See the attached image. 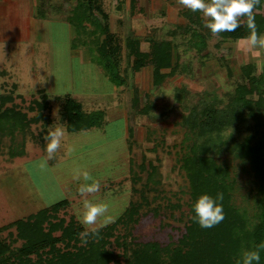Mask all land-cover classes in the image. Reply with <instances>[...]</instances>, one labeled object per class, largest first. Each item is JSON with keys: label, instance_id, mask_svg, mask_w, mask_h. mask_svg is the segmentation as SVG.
I'll return each instance as SVG.
<instances>
[{"label": "rangeland", "instance_id": "1", "mask_svg": "<svg viewBox=\"0 0 264 264\" xmlns=\"http://www.w3.org/2000/svg\"><path fill=\"white\" fill-rule=\"evenodd\" d=\"M55 1L52 10L44 13L45 18L39 15L30 21L26 45H16L6 55L0 54V67L1 62L7 63L0 69V93L13 95L12 101L4 102L0 109L11 107L17 115L24 116H16L19 128L0 126L2 264H10L14 256H24L15 221L63 199L68 204L55 214L61 220L72 218L87 231L113 224L105 246L114 258L107 256L109 264H126L131 245L174 246L188 222L189 182L180 159L191 144L208 147L216 161L227 166V180L232 182L228 202L236 210L245 211L238 214L252 225L264 228L260 178L246 160L227 148L231 140L252 131L251 120H242L243 114L232 99L235 86L243 82V66L248 65L257 79L264 77V34L256 37L255 43L251 37L221 40L213 35L206 40L204 49H198L189 36L179 35L177 26L185 23L182 14L187 9L179 0H133L132 11L128 0L122 11L113 12L110 18L109 29L121 47L119 73L123 84L109 95L111 84L99 66L97 50L103 36L80 17V1ZM200 17L206 22L201 12ZM242 18L243 15L238 19ZM68 22L74 25V31ZM133 38L142 52L150 50L152 41L172 42L169 65L162 70L165 77L159 84L152 83L151 66L139 71L132 68L126 40ZM27 45L31 50H26ZM66 96L82 101L84 111L103 109L105 122L98 128L65 131L57 103ZM43 99L49 104L47 125L42 120L34 121L36 111L30 110L32 101ZM252 99L261 100L259 91L254 90L243 100ZM210 108H214L220 131L214 126L211 133L202 135L198 133L200 122L203 112ZM118 110L120 117L112 118ZM260 122L263 131L264 115ZM57 129L62 132L59 146L49 155L46 145L50 133ZM260 146L264 148V143ZM83 172L98 183L95 192H78L85 183ZM85 200L106 206L91 225L78 219ZM134 201L141 203L137 220L123 217L118 223V216ZM54 235L59 236V231ZM25 257L36 258L33 252Z\"/></svg>", "mask_w": 264, "mask_h": 264}, {"label": "trees", "instance_id": "2", "mask_svg": "<svg viewBox=\"0 0 264 264\" xmlns=\"http://www.w3.org/2000/svg\"><path fill=\"white\" fill-rule=\"evenodd\" d=\"M97 0H83L84 8H81V17L93 24L99 34L103 36V43L99 52L104 54L101 59V67L106 72L109 80L123 84L119 73L120 63V43L118 37L111 32L106 21V16L101 13ZM252 19L254 27L248 26V19L243 16L239 20V26L233 31H224L212 34L205 28V21L200 17L199 11H191L188 8L183 12L186 21L177 26L179 35L189 36L193 41V46L204 49L206 40L213 35H218L221 40L260 37L264 34V0H252ZM205 28V29H204ZM170 34L175 35L171 31ZM172 42L170 40L152 41L150 50L142 52L139 49L137 40L130 39L127 42L128 56L131 58L132 68L139 71L149 65L152 68V83L157 85L165 77L163 69L169 65V58L172 52ZM242 80L234 88L233 99L243 114V121L251 120V132L241 139L231 140L227 147L238 158L249 163L250 170L255 176L260 178L264 189V148L260 143H264L263 131H261L260 118L264 115V77L257 79L248 65L242 67ZM230 74V71H227ZM260 89V90H259ZM259 91L261 100L243 99L253 91ZM46 96V95H44ZM43 96V97H44ZM11 92L0 93V105L4 102L12 101ZM59 99V98H58ZM65 105V112H61V118L65 121L66 130L69 132L86 130L102 125L103 112L91 111L83 112L74 100L70 97L62 99ZM31 111H36L32 117L34 121L42 120L45 125L49 124V104L46 99L42 101L34 100L30 105ZM214 108L203 112L204 119L200 122L201 127L198 133H211L221 125L214 118ZM46 113V114H44ZM10 108L0 109V126H8V129L19 128L20 119L23 115H17ZM234 118L232 119V122ZM186 125V121L183 120ZM216 124V125H213ZM254 128V129H253ZM261 129V130H260ZM213 130V132L215 131ZM132 132L128 130V137ZM209 141V140H207ZM205 140V143H207ZM206 146V144H205ZM13 154V153H12ZM11 154V155H12ZM183 168L189 182L188 222L184 225V233L176 243L169 246H160L157 243H145L131 245L130 257L126 264H236L240 254L245 250H258L260 260L254 264H264V247L257 248L264 244V228L259 225H252L242 214L245 211H238L228 201L229 188L232 182L227 180V166L216 161L208 147L192 145L189 151L181 159ZM208 193L212 196L220 194L219 203L223 208V219L211 227H201L192 217V204L201 193ZM68 204L66 199L50 204L37 213L29 215L25 219L15 221L16 237L22 240L23 257L13 258L10 264H109L108 258L111 252L105 249L107 238L111 236L113 224L101 229L85 230L78 222L72 218L68 221L61 220L55 216L56 212L65 208ZM140 202H131L118 216L119 221L123 217L129 221L137 220ZM264 217V211L262 212ZM116 221V222H117ZM264 223V219L262 221ZM59 231V236L54 232ZM87 233V235H82ZM2 242V241H1ZM134 246V247H133ZM28 252L35 253L36 258L25 257ZM107 256H109L107 258ZM1 257V256H0ZM113 256L112 259L113 260ZM4 261L0 258V264ZM112 264H118L112 261Z\"/></svg>", "mask_w": 264, "mask_h": 264}, {"label": "clouds", "instance_id": "3", "mask_svg": "<svg viewBox=\"0 0 264 264\" xmlns=\"http://www.w3.org/2000/svg\"><path fill=\"white\" fill-rule=\"evenodd\" d=\"M179 3L191 11H199L207 18L205 27L212 34H218L224 31H233L239 26V17L246 16L248 26L254 27L252 19V0H179ZM253 43L256 42V37H252ZM62 132L57 129L50 133L49 142L46 145V151L51 155L59 146ZM85 183L78 187V192L81 194L92 193L98 189V183L89 176L87 172L82 173ZM88 181H91L90 183ZM220 194L215 197L208 193H201L192 204L193 219L201 227H211L219 223L223 219V208L219 203ZM84 211L78 219L82 223L91 225L97 217L102 215L106 206L104 204H93L87 200L83 202ZM87 235V233H82ZM264 247V244L258 245L257 248ZM260 260L258 250H245L238 257L236 264H254Z\"/></svg>", "mask_w": 264, "mask_h": 264}, {"label": "crops", "instance_id": "4", "mask_svg": "<svg viewBox=\"0 0 264 264\" xmlns=\"http://www.w3.org/2000/svg\"><path fill=\"white\" fill-rule=\"evenodd\" d=\"M78 1H80L82 3V4H80V6L84 8L83 0H78ZM126 1H128V0H104V2L102 0V3L97 0L95 2L96 4L99 5L101 13H103L106 16L105 22L108 24L107 26H109V28H110V18H111L112 13L115 11L117 13H120L123 9V3ZM61 2H65V1L60 0V4H61ZM132 2H133V0H129V2H128V7H129V10H131V11L133 10V3ZM56 4L57 3L55 0H0V54L6 55L9 52L8 49L9 48L12 49L16 45H19V46L26 45L29 42L30 29H31V22L30 21L33 20L35 18V16L39 17V15H40V18H45L44 13L46 12V10H48V9L52 10L51 7L55 6ZM105 4H106V6H105ZM80 6H79V8H80V12H81ZM105 7L107 8V10H105ZM45 8H47V9H45ZM39 10L41 11V13ZM63 20H64V22H66L65 19H63ZM87 24L89 25L88 21H87ZM70 25H71V23L69 24V22H68V27ZM70 27H72V26H70ZM73 27H74V25H73ZM73 27H72V29L74 31ZM72 36H73V34H72ZM128 36H130V35H128ZM128 36H127V38H128ZM129 41L130 40H126V42H129ZM25 48H27L26 49L27 51L31 50L29 45H27ZM99 48L97 50H98V53L100 54V56L98 58L99 62H100L101 59L104 57V54L99 52ZM119 48H120V52H121V47H119ZM72 52H74V51H72ZM76 56H78V55H76ZM99 64H100L99 66H101V63H99ZM1 65L4 68V66L7 65V63L4 64L3 62H1ZM1 67H0V69H1ZM96 74H98V73H96ZM107 80L111 84V85H109V87L107 89L108 90L107 94H109V95L112 92H114L113 90L116 87L122 85V84H117V83L109 80V78H107ZM70 98H72V97H70ZM74 101L76 102L78 107H80V109L85 113H88L91 111H97V110L102 111L103 112L102 124L105 122V116L106 115H105L103 109H100V108L94 109L93 108L92 110H88V111L85 110L84 111V105H83L82 101L81 102H78L76 100H74ZM57 104H58V109L60 108V110L57 111V114L61 118V116H62L61 112H64L62 109L65 110L66 107H65V105H63L64 103H57ZM117 113H116V115L112 116V118L120 117V115H119L120 111ZM60 120H62V124H64L65 131H67L66 126H65V121L62 118ZM92 128H89V129H92ZM95 128H98V127H95ZM89 129H86V130H89ZM67 132L73 133V132H69V131H67ZM75 132H78V131H75Z\"/></svg>", "mask_w": 264, "mask_h": 264}]
</instances>
